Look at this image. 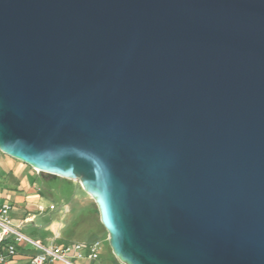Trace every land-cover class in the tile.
I'll return each mask as SVG.
<instances>
[{
    "label": "water",
    "instance_id": "obj_1",
    "mask_svg": "<svg viewBox=\"0 0 264 264\" xmlns=\"http://www.w3.org/2000/svg\"><path fill=\"white\" fill-rule=\"evenodd\" d=\"M0 151L121 264H264V0H0Z\"/></svg>",
    "mask_w": 264,
    "mask_h": 264
},
{
    "label": "crops",
    "instance_id": "obj_2",
    "mask_svg": "<svg viewBox=\"0 0 264 264\" xmlns=\"http://www.w3.org/2000/svg\"><path fill=\"white\" fill-rule=\"evenodd\" d=\"M65 181L53 175L36 171L28 164L6 155L0 151V205H10L9 217L12 225L31 240L39 241L44 246L62 245L72 242L98 243V256L95 259L80 257L72 258L75 264H121L105 247L100 233L91 226L82 236L77 231L84 225L82 219L76 220L72 212L75 207L66 202L60 204L54 196L65 199L60 190ZM68 183V182H66ZM72 186V185H71ZM80 204L86 205V200ZM53 205V208L50 206ZM83 205V206H84ZM86 215L92 216L87 204ZM11 241V237L6 238ZM4 242L0 243V252H4ZM40 249L29 241L16 244V254L7 262L0 264H30V258L39 253ZM84 254H88L85 250ZM44 264H65L57 260Z\"/></svg>",
    "mask_w": 264,
    "mask_h": 264
},
{
    "label": "built area",
    "instance_id": "obj_3",
    "mask_svg": "<svg viewBox=\"0 0 264 264\" xmlns=\"http://www.w3.org/2000/svg\"><path fill=\"white\" fill-rule=\"evenodd\" d=\"M10 208L8 203L0 205V243H5V251L0 252V263H5L9 258L13 257L16 254V244L22 241H29L40 249L39 253L30 258V264H44L57 260L65 264H75L72 258L84 256L92 259L97 258V242H72L62 245L44 246L39 243V241L29 239L12 225V221L9 217ZM50 208H53V205H51ZM8 237H11V241H6ZM85 250L88 251V254L83 253Z\"/></svg>",
    "mask_w": 264,
    "mask_h": 264
},
{
    "label": "rangeland",
    "instance_id": "obj_4",
    "mask_svg": "<svg viewBox=\"0 0 264 264\" xmlns=\"http://www.w3.org/2000/svg\"><path fill=\"white\" fill-rule=\"evenodd\" d=\"M53 176L61 179V181H65V184H63L60 188V190L62 191V195L65 196V199H62V201H60V198L54 196L55 201L59 202L60 204L66 202L69 206L75 207V209L78 208V206L79 209L81 208L80 211L76 209V211L78 210V212L73 211L71 214L73 218L76 217V220L82 219L84 223V225L79 227L77 231L78 235L82 236L85 231H87L92 226L93 228L91 229H94L95 231L100 233V237H102L105 247L108 248L109 245L107 241V232L104 227L102 228L101 226L97 205L95 204L93 198L82 189L78 181L62 178L56 175ZM82 200H86V203L90 206L92 216L88 217L89 214L86 215V211L84 210L87 208V204H80Z\"/></svg>",
    "mask_w": 264,
    "mask_h": 264
},
{
    "label": "trees",
    "instance_id": "obj_5",
    "mask_svg": "<svg viewBox=\"0 0 264 264\" xmlns=\"http://www.w3.org/2000/svg\"><path fill=\"white\" fill-rule=\"evenodd\" d=\"M101 226H102V224H101ZM102 228H103V226H102ZM109 247V246H108ZM109 249H110V247H109ZM111 251V250H110Z\"/></svg>",
    "mask_w": 264,
    "mask_h": 264
}]
</instances>
